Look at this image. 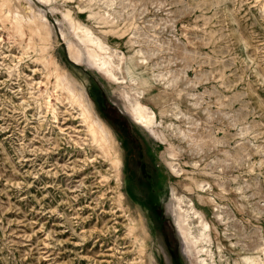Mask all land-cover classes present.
Here are the masks:
<instances>
[{
  "label": "rangeland",
  "instance_id": "obj_1",
  "mask_svg": "<svg viewBox=\"0 0 264 264\" xmlns=\"http://www.w3.org/2000/svg\"><path fill=\"white\" fill-rule=\"evenodd\" d=\"M14 5L47 17L44 54L87 92L116 154L93 141L41 52L0 20V264H192L166 208L174 190L210 221L214 264H247L246 255L264 264V0H12L1 9ZM68 9L125 53L124 75L138 81L130 86L163 92L166 106L179 99L195 146L171 128L165 142L150 136L126 113L129 86L70 58ZM154 34L167 51L153 54L145 42ZM170 71L177 84L164 89L155 78ZM179 116L163 119L176 127Z\"/></svg>",
  "mask_w": 264,
  "mask_h": 264
},
{
  "label": "bare ground",
  "instance_id": "obj_2",
  "mask_svg": "<svg viewBox=\"0 0 264 264\" xmlns=\"http://www.w3.org/2000/svg\"><path fill=\"white\" fill-rule=\"evenodd\" d=\"M11 1L12 0H3L0 3V12L2 11L1 8H3L1 6L7 5V3ZM61 14H63L64 24H66L72 32V39L67 41L68 54L70 58L76 63L86 62L88 65L105 75L110 81H113L116 84H125L126 86H129L128 90L124 89L123 94L128 102L126 113L133 121L143 127L150 136L160 141H166L163 135L164 128H171L179 138L185 140L189 145H196L195 138L190 134L191 121H189L187 113L182 111L179 99H177V102L166 106L162 100L163 92L156 97H151L148 96L143 89L130 86L131 84H138V81L124 75L123 69L125 62L127 61L126 55L124 52H119L117 48L110 44L105 35L107 32L105 31L103 36L99 35L94 27L87 25L81 22L78 18L74 17L71 14V9H68V11ZM0 17H2V19L0 18L2 22L6 20L10 21V28L12 29L10 31L27 36L28 41L26 48L33 47L34 51L36 50L41 52L39 59L43 65L49 67L48 76H55L58 89L66 88L68 90L71 96L70 104H77L76 106L80 108L82 121L91 134L93 141L100 145L107 155L111 156V154H116L113 135L109 127L94 111L87 92H85L83 88L81 89L78 83L73 79L72 75H70L68 71L64 70L59 64H56L52 68L51 60L44 54L49 48L48 42L50 40V33L46 29V24L48 23L47 17L43 14H35L33 11L31 15L24 16L20 13V10L16 5L9 7L8 13H4L2 11ZM90 17H93V15ZM101 19H103L104 22L109 23L108 17L105 15H103ZM115 23L114 19L113 24ZM113 30H115V28L111 27L108 32L119 34L118 32H113ZM63 34L64 38H66L64 31ZM119 36H122V33H120ZM145 43L148 45H155L157 47V52L154 51L153 54H158L159 52L168 50L167 46H164V42L158 40L157 34L151 36V38H149ZM143 54H145L144 49H141L138 52L139 59L143 60ZM155 80L160 85H162L163 80H166V85L164 83L162 85L164 89H169L171 86L177 84V76L172 74L171 71L166 75L161 73L157 74ZM54 95L55 93L52 96ZM179 96L180 95L178 94L177 97ZM45 100H47L45 106H47L49 111L53 114L52 122L54 123V126H56L59 130H64V128L60 125L59 106L57 104H52L51 95H49ZM37 103L39 104V100ZM166 107H170V110H167ZM166 114L171 115L175 119L180 118L179 114H182L185 117V120L183 119V125H177L174 127L172 122H167L163 119ZM41 117L42 119L39 118L40 122L44 121V119L46 120V113L43 112ZM170 154L173 155L174 153L171 151ZM119 163L120 159L117 156L115 164L117 167L116 169L118 170ZM194 165H196V162H194ZM191 178L195 179L194 177ZM196 184L200 192L201 190H206L205 185L207 184ZM180 195L174 190L166 208L168 213L172 216L175 224L174 226L181 238L182 252H184V249L190 250V254L194 259L192 260V264H214V253L211 248L213 241L210 234V221L207 220L204 211L202 209H198L192 200L186 201L187 199L185 200L184 197ZM120 196L123 198L124 194L120 193ZM218 216L221 215L218 214ZM194 220L199 222V227H193L194 223L191 221L194 222ZM134 228L135 224L132 221L129 224V230H133ZM138 241L140 242L141 247L146 248V243L143 239H139ZM208 260L211 262L209 263ZM243 260L246 261L247 264H260L261 262L260 259L254 260L250 255L244 256Z\"/></svg>",
  "mask_w": 264,
  "mask_h": 264
}]
</instances>
